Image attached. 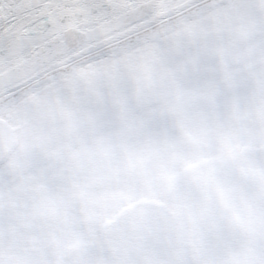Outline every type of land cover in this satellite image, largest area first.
Here are the masks:
<instances>
[{"label":"snow or ice","instance_id":"1","mask_svg":"<svg viewBox=\"0 0 264 264\" xmlns=\"http://www.w3.org/2000/svg\"><path fill=\"white\" fill-rule=\"evenodd\" d=\"M0 264H264V0H0Z\"/></svg>","mask_w":264,"mask_h":264}]
</instances>
